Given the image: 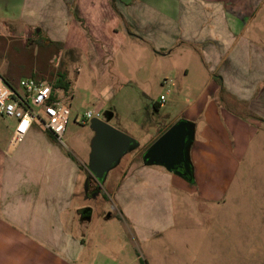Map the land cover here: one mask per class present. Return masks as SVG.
<instances>
[{
	"label": "crops",
	"instance_id": "1",
	"mask_svg": "<svg viewBox=\"0 0 264 264\" xmlns=\"http://www.w3.org/2000/svg\"><path fill=\"white\" fill-rule=\"evenodd\" d=\"M256 1L0 0V20L18 21L26 28L39 24L56 43L87 47L91 52L107 51L113 41L102 38L105 26L97 20L116 16L124 34L149 43L155 53L169 54L181 44L210 73L200 91L187 99L165 128L152 125L145 132L138 125L137 157L142 158L131 163V157L117 171L105 174L109 198L91 190L98 182L84 166L91 146L86 160L78 158L41 123L34 122L9 153L15 120L11 127L0 125V264H92L89 260L95 251L102 264H137V260L153 264L156 241L171 229L187 227L181 219V213L189 210L185 200L192 196L197 202L199 194L203 202L196 205L198 212L207 203L223 201L239 166L253 152L255 135L264 133V117L255 119V112L264 116V92L255 98L237 85L230 83L226 88L201 59L207 51L199 52L193 44L206 36L234 38L233 20L253 17ZM236 52L228 56L236 59ZM164 102L153 103L155 113H160ZM180 119L191 124L192 138L186 147L190 177L143 160L147 148ZM82 125L89 130L91 143L95 133L89 123ZM101 196L110 207L100 218L103 223L116 221L121 239L115 233L101 239L89 233L95 207L90 201ZM127 250L132 254L127 255Z\"/></svg>",
	"mask_w": 264,
	"mask_h": 264
},
{
	"label": "rangeland",
	"instance_id": "2",
	"mask_svg": "<svg viewBox=\"0 0 264 264\" xmlns=\"http://www.w3.org/2000/svg\"><path fill=\"white\" fill-rule=\"evenodd\" d=\"M256 2L253 17L233 20L237 35L232 40L206 36L193 44L199 52L207 51L201 53V59L217 78H222L226 88L230 83L237 85L238 90L251 92L255 98L264 92V0ZM97 22L105 26L106 35L102 38L113 40L107 51L91 52L86 46L85 49L56 43L47 28L41 26L40 32H36L39 24L26 28V24L18 21L0 20V73L3 76L10 77L13 83L31 77L52 84L58 71L67 73L72 95L71 114L61 143L85 160L90 137L82 120L87 111H99L101 118L113 111L109 122L137 140L138 125L145 132L152 125L157 129L165 128L187 104V99L200 91L202 81L210 77L200 59L181 44L169 54H158L149 43L124 34L116 16ZM241 45L246 51H240ZM235 52L236 59L228 56ZM169 79L173 80L172 84ZM162 94L166 101L157 114L153 103ZM255 102L261 103L258 99ZM260 115L255 112V119L262 120L264 116ZM12 123L13 118L0 117V125L11 127ZM131 157V163L142 158L137 157V146L124 153L108 172L117 171L119 165L127 163ZM84 166L89 170L88 161H84ZM97 181V185L91 186L92 192L106 194L109 198L104 178ZM195 198L191 196L184 201L189 210L181 213V219L187 227L171 229L156 241L153 264H264L263 131L255 135L253 152L239 166L223 201L217 205L207 203L198 212L196 205L203 201L199 194L197 202ZM106 200L101 196L97 201H90L95 207L89 233L99 239L115 233L121 239L123 233L116 221L108 219L103 223L100 218L103 210L110 207ZM138 250L137 247L140 254ZM131 254L127 250V255ZM89 261L103 263L96 251Z\"/></svg>",
	"mask_w": 264,
	"mask_h": 264
},
{
	"label": "built area",
	"instance_id": "3",
	"mask_svg": "<svg viewBox=\"0 0 264 264\" xmlns=\"http://www.w3.org/2000/svg\"><path fill=\"white\" fill-rule=\"evenodd\" d=\"M166 82L167 79L164 80ZM169 82L172 84L173 80L169 79ZM71 99L68 90L54 88L43 80L23 77L12 83L0 73V115L15 120L8 152L11 153L24 140L34 122L41 123L63 142L71 114ZM160 100L164 102L166 96L162 94ZM93 117H101V112L87 111L82 122L90 123Z\"/></svg>",
	"mask_w": 264,
	"mask_h": 264
},
{
	"label": "water",
	"instance_id": "4",
	"mask_svg": "<svg viewBox=\"0 0 264 264\" xmlns=\"http://www.w3.org/2000/svg\"><path fill=\"white\" fill-rule=\"evenodd\" d=\"M39 30L38 28L37 31ZM112 116L113 111H108L105 118L93 117L89 123L95 135L90 143L88 169L98 180L104 178L124 153L137 146L135 138L109 122ZM191 138V124L185 119H180L147 148L143 160L148 164H162L170 171L186 174V147Z\"/></svg>",
	"mask_w": 264,
	"mask_h": 264
},
{
	"label": "trees",
	"instance_id": "5",
	"mask_svg": "<svg viewBox=\"0 0 264 264\" xmlns=\"http://www.w3.org/2000/svg\"><path fill=\"white\" fill-rule=\"evenodd\" d=\"M4 77H5V79L7 81L12 82L10 80V77H6V76H4ZM52 85H53L54 88H63L65 90H68L69 87H70V83H69V81L67 79V73L64 72V71L63 72L62 71H58V73L56 75V79L54 80V82L52 83ZM70 156L73 157L72 154H70ZM141 157H142V155H141ZM186 175L188 177H190V174L189 173H186Z\"/></svg>",
	"mask_w": 264,
	"mask_h": 264
}]
</instances>
